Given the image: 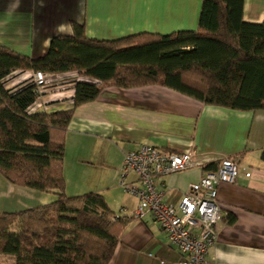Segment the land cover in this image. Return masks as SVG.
Instances as JSON below:
<instances>
[{
	"label": "crops",
	"instance_id": "1",
	"mask_svg": "<svg viewBox=\"0 0 264 264\" xmlns=\"http://www.w3.org/2000/svg\"><path fill=\"white\" fill-rule=\"evenodd\" d=\"M202 4V0H0V47L37 58L47 52L54 36L72 35L74 23L83 24L86 36L98 40L198 30ZM244 19L262 22L264 0H245ZM32 73L16 70L6 87L31 82ZM52 74L55 79L38 89L31 112L73 106L76 81L62 78L64 72ZM56 138L65 141L63 171L70 195L95 191L104 195L112 210L126 209L122 216L128 222L108 264H162L161 260L176 264L182 259L152 213L142 219L132 216L138 198L120 185L124 154L142 144L193 152L192 166L156 179L163 201L175 206L208 166L219 165L224 158L236 161L240 166L236 180L218 186L223 213L207 264H264V108L208 104L161 83L123 87L111 81L96 99L75 108L67 129ZM54 199V192L14 184L0 173V212L30 209Z\"/></svg>",
	"mask_w": 264,
	"mask_h": 264
},
{
	"label": "trees",
	"instance_id": "2",
	"mask_svg": "<svg viewBox=\"0 0 264 264\" xmlns=\"http://www.w3.org/2000/svg\"><path fill=\"white\" fill-rule=\"evenodd\" d=\"M202 2L198 30L98 40L74 23L72 35L54 36L37 58L0 47V173L14 184L56 194L38 207L0 212V264H108L114 256L128 219L116 217L99 192H65V141L56 138L75 108L96 99L109 82L161 83L208 104L264 108V20L244 19L245 0ZM20 69L78 71L84 78L75 82L73 106L29 111L37 85L6 87Z\"/></svg>",
	"mask_w": 264,
	"mask_h": 264
},
{
	"label": "built area",
	"instance_id": "3",
	"mask_svg": "<svg viewBox=\"0 0 264 264\" xmlns=\"http://www.w3.org/2000/svg\"><path fill=\"white\" fill-rule=\"evenodd\" d=\"M62 78L77 81L84 77L76 70L64 72ZM55 79L52 73L33 71L30 78L38 89ZM86 79V78H85ZM29 106V111L35 109ZM193 152H171L149 144H142L124 154L120 171V185L138 198L132 216L142 219L152 213L155 221L168 236L171 246L182 255L176 264H207L210 247L218 239L216 224L222 217L218 186L234 182L239 174V164L224 158L216 169L204 170L201 180L192 183L178 206L163 201V193L156 187V179L187 169L194 164ZM247 176L251 171L247 170ZM126 211L121 208L116 217ZM164 263V260H161Z\"/></svg>",
	"mask_w": 264,
	"mask_h": 264
},
{
	"label": "rangeland",
	"instance_id": "4",
	"mask_svg": "<svg viewBox=\"0 0 264 264\" xmlns=\"http://www.w3.org/2000/svg\"><path fill=\"white\" fill-rule=\"evenodd\" d=\"M68 189H69V190H68ZM68 189H67V186H66V187H65V192H66L68 195H70V193H71L70 190H72V188L69 187ZM73 191H75V190L73 189ZM73 191H72V192H73ZM74 195H77V194H74ZM119 211H120V210H119ZM115 212H116V213H119L118 210L115 211ZM1 258H3L4 260H9V259H10V257H6V256H1Z\"/></svg>",
	"mask_w": 264,
	"mask_h": 264
}]
</instances>
